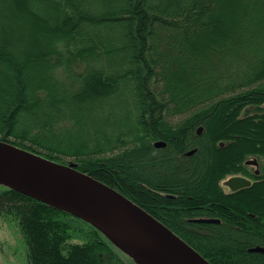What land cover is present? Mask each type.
Returning a JSON list of instances; mask_svg holds the SVG:
<instances>
[{"label": "trees", "instance_id": "16d2710c", "mask_svg": "<svg viewBox=\"0 0 264 264\" xmlns=\"http://www.w3.org/2000/svg\"><path fill=\"white\" fill-rule=\"evenodd\" d=\"M0 141L77 163L213 264H264V0H0ZM0 218L29 264H138L3 183Z\"/></svg>", "mask_w": 264, "mask_h": 264}, {"label": "water", "instance_id": "95a60500", "mask_svg": "<svg viewBox=\"0 0 264 264\" xmlns=\"http://www.w3.org/2000/svg\"><path fill=\"white\" fill-rule=\"evenodd\" d=\"M202 130H203V127L202 126L199 127L198 133H201ZM155 145L157 147H161V146L166 145V143L164 141H157ZM1 146H8L12 154L17 155L23 158L24 160H30L33 163L40 165V166H44V167L58 166V167L66 168L69 170H73L80 174H84L92 178L93 180H96L97 182L101 183L103 186L107 188H111L115 190L121 196H123L126 200L136 205L137 207L142 209L144 212L152 216L160 224L165 226L170 232L175 234V236H177L179 240L175 241L173 239H168V238L158 236L154 234L153 232H151L150 230H148L146 227L142 226L141 224L133 223V222H130L129 220H124L119 217L106 216L99 210H94L88 207L85 203L78 201L75 198H71L70 196H66V195H61L54 190L44 188L41 184L35 183L34 181L30 180L27 176H25V174L21 172V170L18 167L8 163L3 158H0V172L3 174H6L8 176V180L0 181V183H3L12 188L18 189L20 191H23L44 203H47L63 211H66L74 216H77L87 221L94 227L100 229L102 232H103V228H112V229L121 230L124 232H132L133 234H136L137 236H139L150 248L160 250L162 251L163 254H165L169 258L178 260L182 264H213L211 260H209L204 255H202L197 249H195L187 241L182 239L178 234L172 231L168 226H166L163 222L157 219L150 212L145 210L143 207H141L134 201L130 200L128 197H126L123 193H121L116 188L105 184L104 182L95 178L88 172L81 170L78 167L77 163H74V162L58 163L43 155L17 147L5 141H0V147ZM195 151L196 149L190 150L189 152H187V155H191ZM247 162L256 164V165L258 164L256 159H251ZM257 172H259V169H257ZM227 184L231 187L233 191H237L241 188L250 186L251 180L244 176L238 175V176L230 177L227 181ZM192 221L202 222V223H218L220 222V219L212 218V217H200V218L192 219ZM112 242L115 243L114 241ZM118 247L121 248L120 246ZM122 250L125 251L124 249ZM250 251L264 253V246L252 247L250 248ZM126 253L129 254L128 252ZM129 255L138 264H140L131 254Z\"/></svg>", "mask_w": 264, "mask_h": 264}, {"label": "bare ground", "instance_id": "6f19581e", "mask_svg": "<svg viewBox=\"0 0 264 264\" xmlns=\"http://www.w3.org/2000/svg\"><path fill=\"white\" fill-rule=\"evenodd\" d=\"M0 158L18 167L25 176L35 183L41 184L44 188L75 198L106 216L129 220L141 224L158 236L175 241L179 240L165 226L126 200L118 192L103 186L84 174L58 166L37 165L30 160H24L12 154L8 146L0 147ZM3 180H8V176L0 172V181ZM103 232L118 246L131 254L140 264H182L178 260L169 258L162 251L150 248L132 232L112 228H103Z\"/></svg>", "mask_w": 264, "mask_h": 264}, {"label": "rangeland", "instance_id": "374dc122", "mask_svg": "<svg viewBox=\"0 0 264 264\" xmlns=\"http://www.w3.org/2000/svg\"><path fill=\"white\" fill-rule=\"evenodd\" d=\"M123 106L124 102L121 101L112 104V109L120 110ZM253 158L251 156L248 159ZM248 169L253 174L255 167L248 166ZM0 264H29L18 227L2 218H0Z\"/></svg>", "mask_w": 264, "mask_h": 264}, {"label": "flooded vegetation", "instance_id": "af4514ba", "mask_svg": "<svg viewBox=\"0 0 264 264\" xmlns=\"http://www.w3.org/2000/svg\"><path fill=\"white\" fill-rule=\"evenodd\" d=\"M254 157V156H253ZM253 159H256L257 160V162H258V164L256 165V164H252V163H248L247 161H249V160H251V159H248V160H246V164H247V166H254L255 167V170H254V173H253V175H255V176H260L261 175V162H260V160L257 158V157H254ZM257 169H259V172H257ZM238 175H240V176H244V177H246V178H248V179H250L251 180V184L255 181V179L253 178V176H248V175H244V174H242V173H240V174H237V175H232V176H238ZM232 176H228L226 179H224L223 181V184H222V188H223V190L226 192V193H230V192H234L232 189H231V187L227 184V181H228V179L230 178V177H232Z\"/></svg>", "mask_w": 264, "mask_h": 264}]
</instances>
